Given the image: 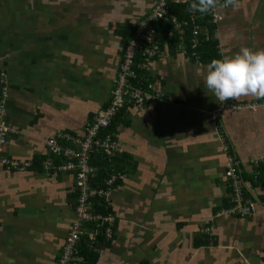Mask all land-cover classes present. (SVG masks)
I'll return each instance as SVG.
<instances>
[{
	"label": "crops",
	"instance_id": "crops-1",
	"mask_svg": "<svg viewBox=\"0 0 264 264\" xmlns=\"http://www.w3.org/2000/svg\"><path fill=\"white\" fill-rule=\"evenodd\" d=\"M239 4L221 9L219 24L207 18L215 57L202 59L190 42L189 49L152 60L147 72L162 85L163 100L122 109L124 123L113 138L129 156L128 171L113 189L114 237L96 264H264V180L257 181L264 163L254 162L264 160V98L241 97L234 100L241 108L223 107L198 74L243 47L264 49V0ZM154 5L0 0L5 121L16 131L3 155L21 164L0 169V264H57L75 219L76 180L72 173H44L33 162L48 157L45 139L63 131L81 137L107 105L133 25ZM199 20L192 21L207 26ZM231 157L257 207L251 216L222 213L233 199ZM198 237L211 243L197 247Z\"/></svg>",
	"mask_w": 264,
	"mask_h": 264
},
{
	"label": "built area",
	"instance_id": "built-area-1",
	"mask_svg": "<svg viewBox=\"0 0 264 264\" xmlns=\"http://www.w3.org/2000/svg\"><path fill=\"white\" fill-rule=\"evenodd\" d=\"M172 2L189 9V5L193 0H187V3L185 0H155L152 11L137 23L134 37L124 49L123 62L114 79L107 105L90 118L82 137L77 138L70 133L59 132L44 141L48 157L41 163L43 171L50 172L61 169L63 172L72 173L76 179L74 190L77 196L73 209L75 219L65 238L57 264H71L81 236L88 233L86 225L96 229L94 233L88 234L90 238H94L96 232L99 234L102 229H104L107 239L111 240L114 236L115 216L92 212L94 202L91 199L97 195L105 196L109 204L113 193L112 186L116 184L120 174L115 173L112 175V178L107 181L106 189L91 188L89 180L97 170L90 165V158L91 154L97 150L103 151L108 156L115 155L118 151L117 145L108 136L101 137V131L125 107L126 97H129L138 105L145 101L160 102L163 100L164 95L161 85L157 89L155 83L149 84L145 77H142V73L147 72L149 63L152 60L168 55V46L161 42L158 28L167 23L170 25V29L167 30L169 36L173 32L182 35L184 34L183 28L188 27L189 22L194 23L192 20L197 17L209 18L213 24H219L222 21V16L219 14L221 9L215 14L189 11V19L182 22L178 21L174 16L168 14L167 5ZM157 24L160 26H156ZM196 27L198 28L196 29ZM196 27H193L195 31L191 39L192 49L200 45L197 31L200 32L201 29H199V26ZM180 48L178 47V49ZM137 81L138 84H136ZM1 83L7 84L4 75L1 77ZM2 96V99H0V169L18 170L21 164L3 155V150L8 146L9 136L11 133H16V131L9 129L5 121L7 116V87L3 89ZM58 158L61 164L55 165L59 160ZM121 178H124V175H121ZM256 209V205L252 202L246 203L238 200L233 202L232 206L223 213L230 216L247 217L254 214Z\"/></svg>",
	"mask_w": 264,
	"mask_h": 264
},
{
	"label": "trees",
	"instance_id": "trees-1",
	"mask_svg": "<svg viewBox=\"0 0 264 264\" xmlns=\"http://www.w3.org/2000/svg\"><path fill=\"white\" fill-rule=\"evenodd\" d=\"M167 6H168V14L170 16H174L178 21L182 22V21L189 19V16H188L189 9H187L185 6L178 5V4H175L173 2L169 3ZM199 21L202 24H206L207 18L200 17ZM156 26H160V25L157 24ZM194 26L196 27L195 21H194V23L189 22V26L186 28H183V30H184L183 35H180L179 33L173 32V34L171 36H169L167 34V30H168V28L170 29V25H168L167 23H164L161 26V28H160V40L163 44H166L168 46V54L178 52L179 51L178 47H184L185 46L186 48L189 49L190 42H191V34L195 31V28L193 29ZM136 27H137V24L133 25V29H136ZM202 28H204V29H202ZM199 29H201V31L200 32L197 31V35H198L197 38H198V40H200V45L198 46V48L200 51L201 58L206 59L209 56L215 57V53L217 51H216V46L214 44V41L212 40L213 39V30L210 29L209 25H207V26L199 25ZM204 54H206V56L202 57V55H204ZM142 74H143L142 77H145V79L148 81L149 84L155 83L156 79L149 77L148 72H146L145 74L144 73H142ZM6 83H7V80H6ZM136 84H138V81L136 82ZM144 85H146V84H144ZM5 87H7V89H8V85L1 83V78H0V99H2V97H3L2 93H3V89ZM161 87H162V85H161ZM7 100H8V97H7ZM125 101H126V103L129 101L131 102V99L129 97H126ZM121 112H122V110L113 119V122L111 123L110 127L101 133V137H105V136L109 135L106 133H113L114 128H116L118 125L124 123L123 119H124L125 115ZM7 114H8V109H7ZM94 115H92V116H94ZM63 132L70 133L71 135H73L77 138H80V136L75 135L71 131H63ZM57 133H59V132H57ZM57 133H55V134H57ZM128 159H129V156L126 155L125 153L120 154V155L115 154L112 156L106 155L101 150H97L94 153H92L91 158H90V165L92 167H95L97 171L95 172L94 175H91V178L89 180V184H90L91 188L106 189L107 188V181L112 178V175H114L115 173L120 174V178L117 179L116 184H114L112 186V188L114 189V187L123 180L121 178V175L125 176V173L128 171V162H127ZM39 161L40 160H35L33 162L35 165L34 167L40 168V170L43 171V168L40 164L42 160L40 162ZM59 164H61L60 159L57 160L55 165H59ZM52 171L47 172V173L48 174L52 173ZM63 173H66V172H63ZM263 180H264V166L262 167V169L258 175L257 181L261 182ZM74 194L75 195L73 196V199H74V203H75L77 193L75 192ZM246 196H247V194H246ZM91 201L94 202V207H92V212L100 213L103 215L104 214L105 215L111 214V215L115 216V213L113 212L112 206L110 204L111 200H110V203L108 204L107 198L105 196L97 195L95 197H92ZM247 201L249 202V198L247 199ZM231 203H232V201H231ZM74 206H75V204H74ZM116 223H117V219L115 216V225H116ZM86 227H87L86 229L90 230V228H92V229H94V231L88 232L87 234L81 236L80 241L76 246V251H75V254L73 256V260H72L71 264H96V262L99 258V251H100L101 247L102 246H108L111 243V241L113 240V238L111 240H109L105 237L104 229H102L99 234H97V232H96L94 238H90L88 234L94 233L96 231V229L94 227H90V225H86ZM114 232H115V226H114ZM202 239H204V240H202ZM210 243H211V241H210L209 237H202V238L198 237L195 241V246L198 247V246H202V245H208Z\"/></svg>",
	"mask_w": 264,
	"mask_h": 264
},
{
	"label": "clouds",
	"instance_id": "clouds-1",
	"mask_svg": "<svg viewBox=\"0 0 264 264\" xmlns=\"http://www.w3.org/2000/svg\"><path fill=\"white\" fill-rule=\"evenodd\" d=\"M187 3V0H185ZM240 7L239 0H193L190 12L215 14L218 10ZM204 83L220 104L241 97L264 98V49L252 50L243 47L233 56L223 55L212 59L206 66L198 69Z\"/></svg>",
	"mask_w": 264,
	"mask_h": 264
},
{
	"label": "bare ground",
	"instance_id": "bare-ground-1",
	"mask_svg": "<svg viewBox=\"0 0 264 264\" xmlns=\"http://www.w3.org/2000/svg\"><path fill=\"white\" fill-rule=\"evenodd\" d=\"M155 87L157 88V83L156 82H155ZM152 102H154V101H145L141 105H138L133 100H131V102L129 101L127 103L133 104L135 106H143L144 104H148V103H152ZM258 106H259V104H254L253 108L256 109ZM223 107H227L229 109H232V108L238 109V108H241V105L238 104V103H235L234 100H231L228 103H224ZM117 114L111 119L110 123L107 125V127H105V129H103L101 131V133L104 132L106 129H108L110 127L111 123L113 122V119L117 116ZM106 134H109V135H107L109 137V139L113 143H115L117 145L118 151L115 154H117V155L122 154L123 151L120 148L118 142L113 138V136H114L113 133H106ZM234 158L235 157H233V159H232V157H231V165H230V169H229V178H230V181H231V188L233 190L232 203L235 202V201H238V200L246 202V203H249L247 201L248 197L246 196L245 189H244L245 188V180L239 174V171H238V168H237V165L240 164V162L238 160H235ZM254 162L257 165V167H261L263 165V163H264V160L258 159V160L254 161ZM57 170L60 171V172H63L61 169H57ZM75 186H76V182H75ZM225 211H227V208L222 210V213L225 212Z\"/></svg>",
	"mask_w": 264,
	"mask_h": 264
},
{
	"label": "rangeland",
	"instance_id": "rangeland-1",
	"mask_svg": "<svg viewBox=\"0 0 264 264\" xmlns=\"http://www.w3.org/2000/svg\"><path fill=\"white\" fill-rule=\"evenodd\" d=\"M198 27H196V29H197ZM152 34V33H151ZM232 206V204H230L229 206H227L226 208L228 209L229 207H231ZM233 217H236V216H233Z\"/></svg>",
	"mask_w": 264,
	"mask_h": 264
}]
</instances>
